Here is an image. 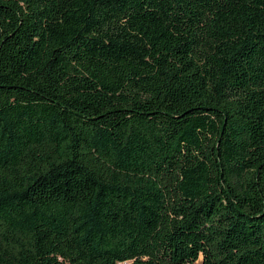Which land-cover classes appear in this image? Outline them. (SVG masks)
Segmentation results:
<instances>
[{"label": "trees", "instance_id": "1", "mask_svg": "<svg viewBox=\"0 0 264 264\" xmlns=\"http://www.w3.org/2000/svg\"><path fill=\"white\" fill-rule=\"evenodd\" d=\"M264 264V0H0V264Z\"/></svg>", "mask_w": 264, "mask_h": 264}, {"label": "rangeland", "instance_id": "2", "mask_svg": "<svg viewBox=\"0 0 264 264\" xmlns=\"http://www.w3.org/2000/svg\"><path fill=\"white\" fill-rule=\"evenodd\" d=\"M200 261H201V257H199L198 260L195 262H192V263L189 262V263H185V264H200Z\"/></svg>", "mask_w": 264, "mask_h": 264}]
</instances>
